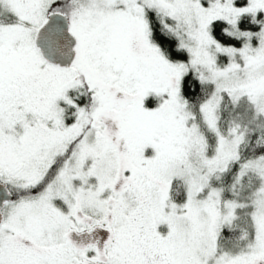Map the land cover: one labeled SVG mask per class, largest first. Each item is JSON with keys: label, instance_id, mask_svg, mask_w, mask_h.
Instances as JSON below:
<instances>
[{"label": "snow or ice", "instance_id": "obj_1", "mask_svg": "<svg viewBox=\"0 0 264 264\" xmlns=\"http://www.w3.org/2000/svg\"><path fill=\"white\" fill-rule=\"evenodd\" d=\"M0 264H264V0H0Z\"/></svg>", "mask_w": 264, "mask_h": 264}]
</instances>
